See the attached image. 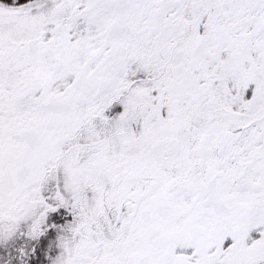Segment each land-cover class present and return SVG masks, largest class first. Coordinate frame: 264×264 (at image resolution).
<instances>
[{
  "label": "snow or ice",
  "instance_id": "obj_1",
  "mask_svg": "<svg viewBox=\"0 0 264 264\" xmlns=\"http://www.w3.org/2000/svg\"><path fill=\"white\" fill-rule=\"evenodd\" d=\"M0 264H264V0H0Z\"/></svg>",
  "mask_w": 264,
  "mask_h": 264
}]
</instances>
